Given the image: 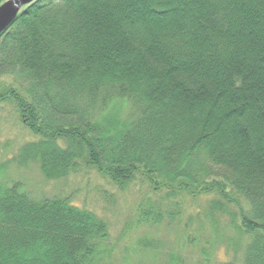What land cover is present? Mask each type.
Returning <instances> with one entry per match:
<instances>
[{"label":"trees","instance_id":"obj_1","mask_svg":"<svg viewBox=\"0 0 264 264\" xmlns=\"http://www.w3.org/2000/svg\"><path fill=\"white\" fill-rule=\"evenodd\" d=\"M0 104L35 137L21 164L144 183L137 222L179 216L149 193L235 202L240 264H264V0H35L0 34ZM108 230L68 197L0 181V264H96Z\"/></svg>","mask_w":264,"mask_h":264},{"label":"rangeland","instance_id":"obj_2","mask_svg":"<svg viewBox=\"0 0 264 264\" xmlns=\"http://www.w3.org/2000/svg\"><path fill=\"white\" fill-rule=\"evenodd\" d=\"M5 81L17 82L14 78ZM32 139L35 137L22 126L13 105L0 104V181H21L23 190L35 199L68 197L73 204L103 218L109 229L104 241L107 251L96 264H169L171 255L177 257V264H201L207 257L212 262L231 257L236 264L241 263L248 236L237 230L238 218L231 222L230 212L238 209L235 202L217 195L191 197L186 193L164 200L163 192L149 193L148 198L162 200L163 205L177 203L179 216L172 222L167 218L156 224L137 222L135 208L146 196L144 183L122 190L86 167L48 180L37 165L21 164L16 158L19 147ZM218 204L221 207H216Z\"/></svg>","mask_w":264,"mask_h":264},{"label":"water","instance_id":"obj_3","mask_svg":"<svg viewBox=\"0 0 264 264\" xmlns=\"http://www.w3.org/2000/svg\"><path fill=\"white\" fill-rule=\"evenodd\" d=\"M35 0H4L0 3V34L13 22L18 13Z\"/></svg>","mask_w":264,"mask_h":264}]
</instances>
